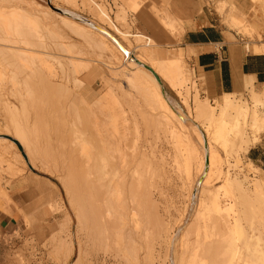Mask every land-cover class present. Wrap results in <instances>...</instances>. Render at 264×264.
Here are the masks:
<instances>
[{"label":"bare ground","instance_id":"1","mask_svg":"<svg viewBox=\"0 0 264 264\" xmlns=\"http://www.w3.org/2000/svg\"><path fill=\"white\" fill-rule=\"evenodd\" d=\"M41 1L44 4L39 0H0V24L8 33H20L22 37L18 41L10 37L13 43L23 42L24 47L20 45L22 52L15 55L22 67L31 65L28 63L31 56L29 45L32 43L28 37L32 40L39 38L40 42L41 37L44 39L43 33L40 35L37 31L38 36L37 33L33 35L24 25L36 28L42 23L50 33L55 31L56 34L62 26L88 40L91 49L99 53L105 52L114 58L117 55L113 45L116 46L125 55L129 86L140 91L139 94H130L122 90L124 97L131 99L127 103L131 105L132 101H137L140 97H135L137 94H141L147 102L151 101L150 104L153 102L151 106L146 104L147 108L124 106L122 103L115 106L120 102L118 97L116 104L114 100L113 104L110 100L111 103L106 101L109 104H105L101 100L105 96L101 95L98 99L90 89L79 83L76 85L78 90L70 91L68 85L52 79L56 76V67L48 63L45 56L40 57L41 70L39 67L38 70L48 78L44 76L43 80H36L38 96H35L34 84L30 82L35 83L34 77L37 79L41 75L37 77L29 72L31 76L34 75L31 81L23 77L28 70L21 71V78L33 85L27 83L29 86L24 89L25 97L29 98L31 107L35 105L32 95L39 99L42 124L48 130L49 140L59 142L62 147L66 193L77 216V229L81 231V234H76L79 247L76 264H110L111 256L112 259L121 257L123 263L126 260L128 264H155L156 251L163 247L166 249V261L170 264H206L208 260L222 261L224 264H257L251 258L256 256L258 250L247 248L251 246L247 245L246 255L239 246L227 248L225 237L242 230L243 225L236 213L239 211L242 214L250 209L252 202L249 196L259 199L261 194L264 200V179L257 169L254 170L257 175L252 179L242 170L232 174L230 168L224 169V160L216 148L235 146L247 150L251 143L257 142V134L249 137L247 127L251 126L253 131L258 129L260 122L264 124V88L263 92L254 90V77L244 76L242 82L235 83V88L249 90L251 103L245 98L239 99L236 92L226 91L218 102L198 105L199 112L207 120L200 123L204 116L199 115L201 119L197 120V114L194 118L187 113L183 109V102L176 96L180 93H173L189 78H179L173 76L174 73L166 76L158 61L148 64L140 53L135 55L130 46L119 40L111 29L75 11L73 3L76 0ZM88 1L87 5L99 20L109 21L110 14L102 4L91 5L92 1ZM20 2L28 4L30 11L36 12L38 17H33L27 11L24 14L15 12L20 8L17 7ZM230 18L239 25L238 18L234 15H230ZM169 20L162 22L170 27ZM114 59L119 61L118 57ZM38 70L34 72L38 74ZM200 74L195 80L196 84L206 86L212 83V76L203 70ZM112 97L114 99L115 95ZM95 98L98 100L95 101ZM22 102L26 103L24 98ZM154 103L162 112L153 108ZM136 113L142 116L139 123ZM49 127H53L54 132ZM142 128L145 134H142ZM157 130L164 133L167 141L164 140L169 146L168 150H158V153L155 142ZM143 135L147 137L143 139ZM1 151L0 155L5 152ZM185 201L188 204L181 209L183 206L180 208V205ZM176 212L179 213L176 216L181 217L172 223L168 218L174 217ZM71 241L64 243L59 239L58 242L59 247L64 246L69 251V259L76 254V247ZM57 249L60 252L61 249ZM166 261L164 259L162 262Z\"/></svg>","mask_w":264,"mask_h":264},{"label":"rangeland","instance_id":"2","mask_svg":"<svg viewBox=\"0 0 264 264\" xmlns=\"http://www.w3.org/2000/svg\"><path fill=\"white\" fill-rule=\"evenodd\" d=\"M86 1L88 0L74 1L75 11L77 10V12L79 11L78 13L84 17L87 16L100 25H104V27L111 29L119 40L121 39L125 44L130 46L131 50L135 52V55L140 53V56L144 57L148 64L152 65V61H158V65L162 68V71L166 73V76L169 75L168 73H174L173 76L189 78V81L186 80L187 82H184L182 86H177L174 89L176 91H172L173 93H180L179 95L175 93V95L180 102H183V109H185L187 113L194 118L197 117L196 114L198 117L199 115L202 117L203 114L199 112L200 109L197 107L207 102L214 104L221 100L223 94L219 96L218 93L212 91V89L215 88V85L211 86L215 82L214 76H212V83L206 86L198 83L196 84L195 80L200 77V73H202L203 69L194 64L195 58H197L198 55L194 48L190 47L186 50L181 47L180 44L158 43L140 21L136 22L132 14L141 11L144 0H91V5L99 3L105 7L110 14L109 21L99 20L95 12L90 10ZM39 2L44 4L41 0H39ZM88 2H90V0ZM138 2L141 5H139ZM172 3H174V0H170L169 4L162 3L159 6L154 4V6H157L159 9V19L162 15L160 19L161 22L163 20L166 22L171 19V23L169 24V26H171H166L168 24L164 26H166L170 30V33L172 32L177 38L187 30V27L190 26L189 24H191L192 27H200L204 25V23H209L210 19L213 23L219 24L220 29H223V33L229 44L237 46L242 45L248 52H264V0H198L195 4L194 11L187 10L182 13L173 9V12L179 18L171 11ZM18 6H20V8L22 7V10L18 8L15 12L24 14L27 11L33 14V17H38L36 12L30 11L31 9H29L30 7H28V4L21 3L17 5V7ZM230 15H234L238 18L239 25L232 22ZM234 24L236 25L234 26ZM24 28L28 29L29 33L33 35L38 31L40 35L43 33L42 35L44 36V39L41 37V42L38 40L39 38L32 40L30 36L28 37L30 39L29 41L32 43V46L29 45L31 48V56L28 63L31 65L28 67H22L23 65H21V62L19 63L15 58L16 54L22 52L20 45L22 47L24 46L22 44L23 42L13 43L11 40L17 39L16 41H18L21 39L20 33H8L7 30L3 28L2 24H0V44H2V46H0V55L2 56H0V150L2 149L5 151H1L3 153L0 155V264H76L77 256L79 255L76 237L81 234V231L78 230L79 228L77 229V216L70 202V197H68L66 193V180H64V170L62 169L65 164L63 159L64 156L62 155V147L59 142L49 140L48 130H46L42 124L43 117L38 103L39 99L37 97L35 98V96H38V83L36 80H43L45 76L44 73L38 70L41 63L40 57H47L48 63H52L53 67H56L54 69L56 76L54 75L55 77L53 76L52 79L63 83L64 86L68 85L70 91L78 90L79 87L76 85L79 83L87 90L90 89L89 91L93 96L95 95L97 98L101 95L102 97L105 96V99L104 97L101 99L104 103L106 101L111 103L114 100V104H116L119 97L118 100H120V102L115 106L122 103L123 105L125 104L124 106L129 105L138 108H147L146 104H150L151 101L147 102V99L143 96L141 97V94L138 95L140 92L138 91L139 88L129 86L126 76L128 68L125 66V55L120 52L116 46L113 45L117 55L114 56V58L118 57L121 62L118 60L115 61L113 56L107 55L105 52L99 53L92 50L88 40H86V42L80 36L70 31V29H66L62 26L59 28L60 31L58 29V34H56L55 31L50 33L49 29L42 25V23L36 27L37 30L33 25H28L26 27L24 25ZM53 33L56 34V36ZM36 35L38 36V33ZM63 43L67 45V48ZM3 45H5V47ZM17 45L19 50L17 49ZM8 46H12V49L11 47L8 48ZM69 48L71 50H68ZM1 49H3V51ZM4 51H8L11 58L9 53L7 54ZM123 63L124 65H122ZM19 65L21 67H19ZM30 67L34 68V70ZM39 69L41 70L40 67ZM22 70L26 71L24 73L29 75L28 78L26 74V76L22 75ZM37 70L39 71L38 74L35 73ZM29 72H31V75L41 76H37L38 78L36 79V77H34V75L31 76ZM17 73L18 77H16ZM13 76L15 79H13ZM21 76L24 78L26 77V79L35 78V81H33L34 78L31 80L35 83L30 82V84H34L33 94L35 96L32 95V97L35 105H32L33 107H31V102L28 101L29 98L25 97L26 91H24L29 84V80L27 81L23 77L21 78ZM45 77L48 78L47 76ZM23 80H25V82L27 81L26 84ZM263 88L264 87L260 84L256 83V85H254V90L256 91L263 92ZM122 90L127 93L131 92L130 94L138 92L135 97H140L137 98V101H132L130 105L128 103L131 99L129 96L127 98L124 97V92ZM231 91L236 92L235 94L239 99L245 98V100L251 103L250 97L252 96L249 90H245L241 87ZM112 95H115L116 98L114 97L113 99ZM196 97L198 98L196 99ZM17 98H19V100ZM23 98L27 103H24L25 105L22 102ZM97 98L94 100L97 101L99 99ZM108 102L106 103L109 104ZM184 103L185 106L187 105L188 107H185ZM21 104L25 106L24 109ZM111 104H113V102ZM151 104H153V102ZM151 104L149 106H151ZM152 106L156 108V111L157 109L159 110L157 112H162L156 104V107L154 105ZM25 109L27 110L25 111ZM156 111L154 110L155 114ZM136 116L139 123L141 115L138 116L136 113ZM203 116V120H200V123H202L204 119V123L207 121L205 115ZM198 117L197 120L201 119V117ZM140 123L142 124V121H140ZM257 126H259V130L254 129L253 131L251 126L247 127L249 128L247 129V135H249V137L251 134H257V142L251 143L247 150L235 146L225 149L222 147H218L220 149L215 147L224 160V169L230 168L231 173L234 172L235 174L242 170L241 172L248 175L251 179L257 175L254 171L257 169L264 179V124L260 122ZM52 129L53 127H49V130L54 132ZM157 131L155 132V142L157 145L156 153H158V150H168L169 147L167 146L168 143H166L167 139L164 137V133L159 130ZM143 132L144 129L142 130V134H145ZM157 133L161 135L159 139ZM16 136L17 139L15 138ZM146 137L147 136L143 135V139ZM8 141H10V143ZM150 141H152L151 138ZM137 142H139V139ZM5 143L8 144H6L8 147H6ZM158 143H160L161 146ZM164 145L165 147H163ZM227 152H229V154ZM172 153L173 150L171 151V154ZM9 158L10 160H8ZM228 162L229 165L227 164ZM16 167H19L18 170ZM251 168L254 169L252 170ZM254 197L256 198V195H254ZM248 198L252 202L250 209L245 210L242 214H240L239 211L236 213V217L239 219L240 224L243 225L242 230L234 234H227L225 243L227 248L232 245L241 247V251L246 255L247 248H252V250L255 251L258 250L256 256L251 259H254V262L256 261L257 264H264V200L261 198V194L259 199H254L250 196ZM186 203L188 204L186 201L182 204L180 203V208L183 206L181 208L183 209ZM178 214L179 213L176 212L174 217L172 216L168 218V220L174 223L176 219L181 217L176 216ZM209 233L211 234V232ZM59 239L64 243H70L69 241L72 239L71 242L76 247L75 256L69 259L67 248L58 246ZM247 245L251 246L246 248ZM56 247L61 249L60 252ZM163 248L156 251L157 257L155 259V264H160L162 261L164 262V259L165 261L167 260L165 257L166 249L164 248L163 250ZM112 257L113 256H111L110 264H128V262H125L126 260H124L123 263L121 257L115 256L113 259ZM163 262L161 264H170L169 261ZM206 264L224 263L222 261L217 262L208 260Z\"/></svg>","mask_w":264,"mask_h":264},{"label":"crops","instance_id":"3","mask_svg":"<svg viewBox=\"0 0 264 264\" xmlns=\"http://www.w3.org/2000/svg\"><path fill=\"white\" fill-rule=\"evenodd\" d=\"M197 2L198 0H174L171 11H194ZM162 3L169 4L170 0H144L141 11L132 14L133 18L136 22L140 21L158 43L180 44L186 50L194 48L198 54L197 58L194 57V64L215 77V82L211 85H215L213 92L220 96L223 92L234 90L235 83L242 82L244 76L254 77V85L257 83L264 87V52H248L242 45L229 44L223 29L210 19L209 23L200 27L189 24L187 30L177 38L158 18L157 6ZM138 4L141 5L139 2Z\"/></svg>","mask_w":264,"mask_h":264}]
</instances>
